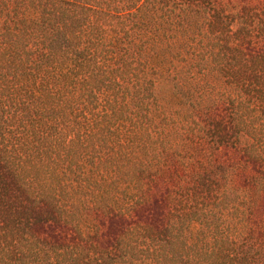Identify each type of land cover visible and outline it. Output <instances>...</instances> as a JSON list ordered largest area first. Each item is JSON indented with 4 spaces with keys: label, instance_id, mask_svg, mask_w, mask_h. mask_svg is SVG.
<instances>
[{
    "label": "trees",
    "instance_id": "16d2710c",
    "mask_svg": "<svg viewBox=\"0 0 264 264\" xmlns=\"http://www.w3.org/2000/svg\"><path fill=\"white\" fill-rule=\"evenodd\" d=\"M173 1L168 14L162 15L160 6L161 2L167 4L165 0H0V264H29L28 255L39 260L42 251L65 247L55 240V224L65 223V217L73 215V209L63 210L58 202L65 188L72 190L69 183L75 182L69 178L66 185L60 177L61 169L68 171L75 145L86 144L87 154L89 148L106 145L118 130L120 142L133 143L138 133L142 138L145 124L130 136L122 132L129 108V114H138L137 107L147 105V98L159 103V92L165 87V95L169 93L171 98L178 94L192 105L193 84L189 80L196 76L190 72L192 68L197 67L203 77L212 75L214 90L220 85L228 87L221 93L228 96L226 99L200 106L204 116L222 102L231 107V121L238 133L244 134L247 108L262 113L264 52L254 55L244 45L246 42L254 48L260 40L264 44V0L242 12L237 8L230 16H222L218 10L214 15L207 12L200 22L194 15L200 14L201 6L204 12L208 4ZM250 9L251 20H246L245 11ZM162 23L171 28L165 32ZM197 23L201 47L191 64V48L185 45V69L179 70L174 61L181 50L176 51L175 43V51L169 54L168 38L181 34V40L189 43ZM240 33L245 40L230 44L228 36ZM165 41L166 47L161 48ZM152 68L155 76L149 77ZM252 94L253 101L248 98ZM183 119L200 124L193 119V111H184ZM202 130L205 135L209 128L204 124ZM236 150L260 158L251 143L236 145ZM159 178L153 175L148 185L154 181L156 188ZM260 179L264 194V175ZM95 183L86 179V195H92ZM137 191L132 206L120 213L124 220L150 208L156 200L155 191L147 199V191ZM71 199L69 207L78 201ZM254 203L252 200V210ZM148 215L131 218L130 224L121 226L115 256L109 251L101 258L88 254L86 264H132L130 236L142 231V239L153 243L151 254L144 258L146 263L148 259L153 264L179 262L178 252L171 255L166 251L176 240L182 242L178 232H168L166 215L159 218L155 214L156 219ZM105 235L99 237L96 231L92 237H99L107 250L108 245L102 242ZM136 257L135 262L139 260ZM38 260L32 258L30 264H38ZM206 260L202 256L195 264H206ZM225 264H238V259L231 258Z\"/></svg>",
    "mask_w": 264,
    "mask_h": 264
},
{
    "label": "rangeland",
    "instance_id": "374dc122",
    "mask_svg": "<svg viewBox=\"0 0 264 264\" xmlns=\"http://www.w3.org/2000/svg\"><path fill=\"white\" fill-rule=\"evenodd\" d=\"M165 1L167 4H163L162 1L160 6L162 15L168 14V9L174 2ZM181 1L208 4L204 12L201 6L200 14L194 15L200 22L201 18H204L203 14L207 12L214 15L218 10L222 11V16H230L238 11L237 8L240 12L244 11V8H251L257 0H176ZM245 13L246 20H251V9ZM198 24L192 29L194 39L189 43L181 40V34L178 38L174 36L170 40L168 38L167 44L171 42V46L169 44L166 51L169 54L175 51V43L176 51L181 50V54L174 61L179 70L185 69L186 47L191 48L188 54L189 58L193 56L191 64L196 60L197 50L202 44L199 42ZM162 27L165 32L171 28L167 23H162ZM236 27L237 25L233 23L232 28ZM232 37L228 36L230 44L245 40L242 33L234 34ZM245 44L246 48L254 51V55L264 52L262 40L254 48L246 42ZM160 46L166 47V41ZM192 71L196 74L189 80L193 84L192 105L178 94L171 98L169 93L165 95L167 92L165 87L159 92V103H151L152 100L149 102L146 97L148 104L136 109L139 115L135 114V111L129 114L131 112L129 108L122 132L130 136L133 131L140 128V124H145L141 131L142 138L139 139L138 133L135 141L132 138L133 143L120 142L118 130L106 145L98 149L89 148L87 154L86 144L75 145L76 150L73 152L68 171L61 169L64 175L60 176L66 185L70 182L69 178L75 182L69 183L72 190L65 188L61 201L58 202L63 210L73 209V215L65 217V223L60 221L59 224H55V232L57 231L55 240L61 241L65 247L57 251H42L39 260L28 255L27 263L30 264L33 258L35 261L38 260V264H44L48 260L50 264H86L88 254L101 258L109 251L115 256V253H118L116 237L121 226L130 224L131 218L132 220L139 216L144 218L151 213L153 219H156L155 214H159V218L166 215L168 232L171 234L178 232L182 240L181 243L176 240L170 247H166L168 254L178 252L181 262L177 261L176 264H195L202 256L207 258L206 264H225L231 258L238 259V264H264V194L259 185L260 178L264 175V109L258 114L247 108L244 115L247 129L244 134L242 131L238 133L234 122L231 121L233 117L231 107L225 106L222 102H219L220 106L210 114L204 116L200 106L204 102L217 104L222 98L226 99L228 96L223 97L221 93L223 87L227 90L228 87L220 85L219 91L214 90L213 84L216 80L212 75L201 76L197 67L192 68L190 72ZM155 72L152 68L149 77L155 76ZM252 78L255 80V75H252ZM234 96L237 97L236 94ZM248 98L253 101L255 95L252 94ZM236 99H240V96ZM262 104L264 105V93ZM158 105H162V108L160 106L158 108ZM184 111L188 113L193 111V119L196 122L199 120L200 124L197 125L195 121L186 122L183 119ZM136 119L137 123L134 124ZM204 124L209 128L205 135L202 130ZM140 141H143V144L140 145ZM249 143L257 147V153H260L258 160L253 158L250 152L242 154L236 150V145ZM153 175L160 177L156 182V188L154 181H151L153 187L148 185ZM86 179H90L92 184L97 182L91 196L86 195ZM138 188L143 192L147 191L144 192L146 199L155 191L156 200L150 208H144L135 216L132 214L130 220H124L120 213L132 206L138 195ZM149 189L151 191H148ZM71 198L78 201L69 207V201L70 204L73 201ZM252 200L255 202L253 210ZM94 206L98 213L93 210ZM96 231L99 237L106 234L102 242L104 246L108 245L107 250L103 249L99 237L98 239L92 237ZM143 235L142 231L141 235L138 233L130 236V243L135 248L128 253L132 258V264L140 260V264H153L150 259L147 263L144 260L151 254L150 246L153 243L147 238L144 241L141 237ZM50 238H53V235ZM135 256L139 258L136 262Z\"/></svg>",
    "mask_w": 264,
    "mask_h": 264
}]
</instances>
